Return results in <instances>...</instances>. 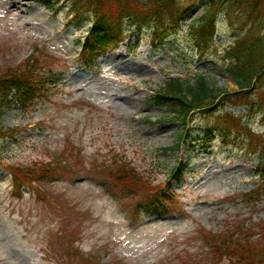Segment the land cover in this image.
Wrapping results in <instances>:
<instances>
[{
	"label": "rangeland",
	"instance_id": "rangeland-1",
	"mask_svg": "<svg viewBox=\"0 0 264 264\" xmlns=\"http://www.w3.org/2000/svg\"><path fill=\"white\" fill-rule=\"evenodd\" d=\"M178 1L190 14L163 43L152 25L132 26L133 36L87 64L79 54L91 12L79 15L67 0H0V76L34 56L46 82L28 111L0 114V128H18L15 140L0 139V264H230L207 236L241 231L264 243V195H247L264 156L244 135L224 137L218 121L229 112L264 134L260 99L197 111L187 127L151 103L169 76L203 74L219 93L239 91L228 50L241 33L264 35V0ZM210 4L215 33L206 49L194 27ZM210 128L211 145L194 147ZM180 162L187 170L173 179ZM12 164L54 172L15 187ZM124 166L154 185L170 181L173 199L150 206L106 177Z\"/></svg>",
	"mask_w": 264,
	"mask_h": 264
},
{
	"label": "trees",
	"instance_id": "trees-1",
	"mask_svg": "<svg viewBox=\"0 0 264 264\" xmlns=\"http://www.w3.org/2000/svg\"><path fill=\"white\" fill-rule=\"evenodd\" d=\"M51 4V0H44ZM80 14L91 12L93 24L85 31L80 45V56L87 64L93 62L97 52L118 45L127 37L133 36V29L141 32L145 25L154 28V40L163 43L169 35V30L178 27L190 14V7H182L178 0H70ZM248 2L251 0H232ZM260 1V0H257ZM213 4L207 6V10L199 18L194 27L197 34V45L209 49L215 33V17L211 13ZM127 23V27L124 25ZM232 62L228 64L227 71L238 85L239 91L235 93L221 92L206 78L199 74L194 80L184 79L179 76H171L166 86L155 92L151 103L166 108L173 117L184 125L192 118L195 112H207L216 105L231 103L233 105L247 104L253 95H256L264 105V35L251 37L241 33L235 38V44L229 49ZM31 56L20 68L9 69L0 76V114L11 106L18 105L25 111L36 104L41 94L45 92V80L38 74L39 65ZM35 58V57H34ZM218 121L222 126L224 137L228 138L235 133L237 137L244 135L248 139V145L253 152L258 151L264 156V134L253 131L250 126L243 123L241 118L226 112L218 114ZM18 128H0V139L15 140V132ZM212 128L208 129L205 138L195 136L196 145L210 146L214 141ZM183 134H181L182 137ZM236 139V138H234ZM180 144L171 149H179ZM256 168V180L254 187L248 192L249 199H256L264 195V159L259 158ZM189 164L179 163L172 169L170 176L180 178L187 170ZM15 187L31 183L41 173H51L47 170L34 171L32 168L21 169L18 166L7 165ZM109 180L119 183L126 189L140 191L148 205L161 208L163 200L173 199V193L169 190L171 182L167 185H154L144 180L134 169L125 166L106 175ZM168 189L166 195L164 190ZM212 252L227 258L230 264H264V243L252 241L250 235L241 231L234 232L228 237L215 235L207 236Z\"/></svg>",
	"mask_w": 264,
	"mask_h": 264
},
{
	"label": "bare ground",
	"instance_id": "bare-ground-1",
	"mask_svg": "<svg viewBox=\"0 0 264 264\" xmlns=\"http://www.w3.org/2000/svg\"><path fill=\"white\" fill-rule=\"evenodd\" d=\"M14 9H15V7H12V6H9V7H8V11H10V12H13Z\"/></svg>",
	"mask_w": 264,
	"mask_h": 264
}]
</instances>
